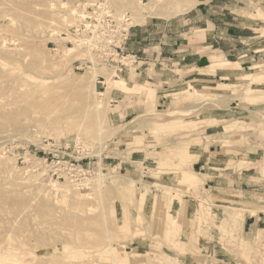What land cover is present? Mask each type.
Segmentation results:
<instances>
[{
	"label": "rangeland",
	"instance_id": "1",
	"mask_svg": "<svg viewBox=\"0 0 264 264\" xmlns=\"http://www.w3.org/2000/svg\"><path fill=\"white\" fill-rule=\"evenodd\" d=\"M93 1L0 0V264H264V222L249 245L244 218L229 215L264 212V196L183 194L200 187L184 182L193 163L218 145L238 153L225 174L258 172L244 188L264 187V0H217L213 11L198 0L172 16L186 0H140L146 12L139 0H107L135 25L126 52L136 63L118 78L87 51L52 44ZM209 17L237 53L211 49L212 66L195 71L162 52L170 38L213 45L216 30L197 31ZM136 84L145 89L129 92ZM42 139L72 144L90 190L25 172L7 151Z\"/></svg>",
	"mask_w": 264,
	"mask_h": 264
},
{
	"label": "built area",
	"instance_id": "2",
	"mask_svg": "<svg viewBox=\"0 0 264 264\" xmlns=\"http://www.w3.org/2000/svg\"><path fill=\"white\" fill-rule=\"evenodd\" d=\"M134 28L128 13H117L107 0L93 1L77 8L74 26L52 44L77 45L91 53L98 63L110 67L118 78L129 65L136 63V56L126 52ZM22 149L8 147L7 151L23 171L49 173L51 180L69 181L79 191L92 188L94 178L84 159L77 160L71 155V143L42 139L39 148Z\"/></svg>",
	"mask_w": 264,
	"mask_h": 264
},
{
	"label": "crops",
	"instance_id": "3",
	"mask_svg": "<svg viewBox=\"0 0 264 264\" xmlns=\"http://www.w3.org/2000/svg\"><path fill=\"white\" fill-rule=\"evenodd\" d=\"M217 0H209V2L211 3L210 9L213 11L214 7H215V3ZM204 2H200L197 4V6L195 7L196 11L201 12V10H204L203 7H200L202 5H204ZM193 8V7H192ZM239 12L242 13H246V10H240ZM205 26H201L198 27L197 31H208L209 29L211 30H216L215 32H213L212 34H208V38L214 40V44L212 45H205L202 43H194V44H190L189 42H182L180 39H175V41L172 42V38L168 39L167 41H164L165 43H163L161 46V50L162 52H168L169 54L175 56L174 54L178 55V64L180 66L183 67L185 69H190V70H203V69H207L210 66H212V63L210 62V57L208 55L209 50H214L216 51L217 49H220V51L222 52V54L224 56H230V55H234L235 53H237L238 51H235V47H223L221 45V42L218 41L219 38L221 36H223L224 38L229 37V31L230 30H221L218 27V22L212 18H208L205 20ZM251 29V28H248ZM252 30V29H251ZM218 40H217V39ZM260 38V37H259ZM169 46V47H168ZM222 47V48H221ZM181 58V59H180ZM172 60V59H170ZM216 62V61H215ZM216 66V64L214 65ZM213 66V67H214ZM183 68V69H184ZM214 76H218V75H214ZM203 80V79H202ZM125 81V80H124ZM216 81L215 77H208L207 79H205V81L203 80V82H213ZM115 84H118L116 88H121L120 81H115ZM127 85L126 81L124 83V86ZM115 88V89H116ZM145 89V86H142L140 84H136L135 85V89H129V92H136V91H143ZM123 90V89H122ZM127 90V89H126ZM146 95L148 97H154L153 91L152 90H146ZM149 91V92H148ZM235 112H229V116L230 115H236L234 114ZM235 141L234 139L231 140ZM221 145H218V147H216V152L213 151V149H210L208 153H205V156L201 159H197L193 165H192V172L194 174H191L187 179L184 180V182L189 183L191 185L194 186H198L200 185L199 188H190L187 190H183L184 191V195L186 196V202H190V197L193 195H203V191L212 193V194H217L220 198H222L223 196H232L234 198V201H237V196L244 194V196H247L246 198H250V197H263L264 196V187L260 186V185H264V179H261L262 181H260L261 183H257V186H260V188H255L252 190H247L244 188V184L247 183V181L250 182V179H252L253 175L257 176L256 178H263L260 177L262 174L255 172L254 174L251 173H244L245 175H240L235 176L236 173H231V174H225L224 173V165H225V161L227 160V157H231V156H237L238 153L237 151L233 152V150H228V149H224L223 146L220 147ZM203 153V154H204ZM210 153V154H209ZM208 154V156H207ZM213 154H216V157H224L222 161L216 162L215 158L213 157ZM242 154V153H241ZM244 155H248L250 156L251 153L249 152H245L243 153ZM205 158V159H204ZM201 164V165H200ZM200 165V166H199ZM228 167V164L226 165V168ZM200 171V172H199ZM237 172V171H236ZM247 172V171H245ZM237 173L240 174V171H238ZM211 183V185H210ZM208 185L209 187L207 188ZM204 187V188H203ZM245 192V193H243ZM222 196V197H221ZM161 197V196H160ZM219 198V199H220ZM241 198V197H240ZM244 198V201H242L244 204H246L247 206H251V208H256V204H258V201H256L255 199H246ZM223 200V199H221ZM257 202V203H256ZM191 203V202H190ZM189 203V204H190ZM261 204V203H259ZM190 206V205H189ZM154 211H156V208L153 206ZM235 210L234 212H231L229 215L232 219L234 220H239L240 222L243 220V229H244V238H245V243L249 244V245H253V244H257L258 240H259V236L257 234V229L260 227L261 229V224H263L264 222V212L263 210H260L258 215H254L251 213L246 214V216L244 217L245 211H238ZM232 214V215H231ZM176 221L172 222V225L175 224ZM262 229L260 231H264Z\"/></svg>",
	"mask_w": 264,
	"mask_h": 264
},
{
	"label": "bare ground",
	"instance_id": "4",
	"mask_svg": "<svg viewBox=\"0 0 264 264\" xmlns=\"http://www.w3.org/2000/svg\"><path fill=\"white\" fill-rule=\"evenodd\" d=\"M197 1L198 0H186V2H184V3H182L181 1H180V3H182L181 5H179L178 6V8L170 15V16H172V15H177V14H179V13H182V12H185L186 10H188L189 8H191V7H193L196 3H197ZM137 5H138V7L139 8H141L142 9V11H145L146 10V5H144L143 4V2H141L140 0L137 2ZM149 11V10H148ZM146 12V11H145ZM140 14H141V12H140ZM145 14V13H144ZM140 16H142V15H140ZM167 17V16H166ZM141 18V17H140ZM143 18V17H142ZM146 18V17H145ZM138 19V18H137ZM139 20V19H138ZM145 20V19H144ZM1 38V37H0ZM75 47H77V48H79L77 45L75 46ZM80 49V48H79ZM2 50V49H1ZM89 53V52H88ZM91 54V53H90ZM92 55V54H91ZM93 56V55H92ZM93 58H94V56H93ZM96 61V60H95ZM97 62V61H96ZM95 71L92 73V77L96 80L97 79V72L96 71H98V70H96V69H94ZM94 91V93H96V94H100L97 90H93ZM174 113V112H173ZM184 114V113H183ZM165 117H166V115H165ZM168 117V116H167ZM44 174H45V172H44ZM67 183L69 182V181H66ZM69 184H70V182H69ZM71 185V184H70Z\"/></svg>",
	"mask_w": 264,
	"mask_h": 264
}]
</instances>
